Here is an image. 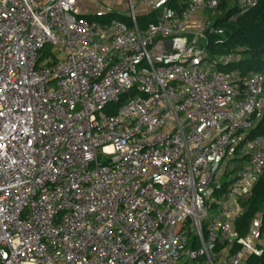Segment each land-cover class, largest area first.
Returning a JSON list of instances; mask_svg holds the SVG:
<instances>
[{
    "label": "built area",
    "instance_id": "2783aa9c",
    "mask_svg": "<svg viewBox=\"0 0 264 264\" xmlns=\"http://www.w3.org/2000/svg\"><path fill=\"white\" fill-rule=\"evenodd\" d=\"M79 1L0 0V264H264V71L205 47L257 0Z\"/></svg>",
    "mask_w": 264,
    "mask_h": 264
},
{
    "label": "trees",
    "instance_id": "16d2710c",
    "mask_svg": "<svg viewBox=\"0 0 264 264\" xmlns=\"http://www.w3.org/2000/svg\"><path fill=\"white\" fill-rule=\"evenodd\" d=\"M182 1L176 0L175 2ZM222 16L214 25L221 28L223 33L208 34L206 50L212 56L226 57L228 61L218 68L222 71L238 70L243 75L264 71V0H257L243 14H238L235 8H227V4H220ZM90 18L88 15H84ZM106 20H123V16L111 12L103 17ZM153 16H139L138 25L142 26L152 21ZM264 121L257 126L261 129ZM243 213L236 220L240 234L244 235L253 221L260 214V233L264 235V173L255 183L251 194L243 204Z\"/></svg>",
    "mask_w": 264,
    "mask_h": 264
},
{
    "label": "rangeland",
    "instance_id": "374dc122",
    "mask_svg": "<svg viewBox=\"0 0 264 264\" xmlns=\"http://www.w3.org/2000/svg\"><path fill=\"white\" fill-rule=\"evenodd\" d=\"M139 9L140 8L138 6H134V11L136 13H139ZM75 10L80 12V14H90L92 12L96 14L98 10L120 12L123 14L129 13V8L123 0H80ZM208 211L209 214H211L213 213L214 208H210Z\"/></svg>",
    "mask_w": 264,
    "mask_h": 264
},
{
    "label": "water",
    "instance_id": "95a60500",
    "mask_svg": "<svg viewBox=\"0 0 264 264\" xmlns=\"http://www.w3.org/2000/svg\"><path fill=\"white\" fill-rule=\"evenodd\" d=\"M1 250H2V247H0V251H1ZM2 254H3V256H5V252H3Z\"/></svg>",
    "mask_w": 264,
    "mask_h": 264
}]
</instances>
